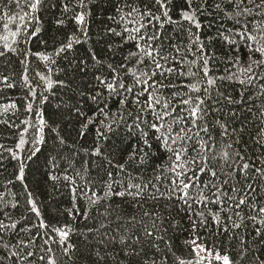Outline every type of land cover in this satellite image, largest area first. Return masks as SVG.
Instances as JSON below:
<instances>
[{
	"label": "trees",
	"instance_id": "obj_1",
	"mask_svg": "<svg viewBox=\"0 0 264 264\" xmlns=\"http://www.w3.org/2000/svg\"><path fill=\"white\" fill-rule=\"evenodd\" d=\"M264 264V0H0V264Z\"/></svg>",
	"mask_w": 264,
	"mask_h": 264
},
{
	"label": "rangeland",
	"instance_id": "obj_2",
	"mask_svg": "<svg viewBox=\"0 0 264 264\" xmlns=\"http://www.w3.org/2000/svg\"><path fill=\"white\" fill-rule=\"evenodd\" d=\"M213 258H215L217 261H222L225 264L228 263L225 259H222V258H219V257H213Z\"/></svg>",
	"mask_w": 264,
	"mask_h": 264
}]
</instances>
